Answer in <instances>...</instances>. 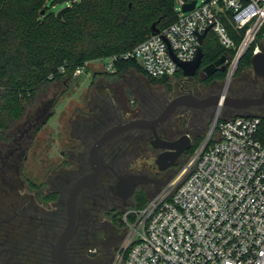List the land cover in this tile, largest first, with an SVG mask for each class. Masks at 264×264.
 Wrapping results in <instances>:
<instances>
[{
	"label": "built area",
	"instance_id": "2783aa9c",
	"mask_svg": "<svg viewBox=\"0 0 264 264\" xmlns=\"http://www.w3.org/2000/svg\"><path fill=\"white\" fill-rule=\"evenodd\" d=\"M174 2L176 21L169 27L131 51L93 62L113 73L117 63L134 61L149 78L172 79L181 71L174 57L193 61L207 29L233 68L259 37L253 56L264 52V0ZM226 24L244 32L240 45ZM93 62L73 76L87 73ZM123 223L127 236L114 264H264L263 117L217 118L177 174L143 208L128 209Z\"/></svg>",
	"mask_w": 264,
	"mask_h": 264
},
{
	"label": "flooded vegetation",
	"instance_id": "af4514ba",
	"mask_svg": "<svg viewBox=\"0 0 264 264\" xmlns=\"http://www.w3.org/2000/svg\"><path fill=\"white\" fill-rule=\"evenodd\" d=\"M227 65L228 60L212 76H207L203 72L204 67H201L192 78L185 77L182 71H179L168 82L160 85L167 97H164V101H158L160 104L154 116L119 121L106 129L102 128L96 136L91 127L82 133L76 129L74 135L71 136L73 142H79V138L83 142H92L86 151H80L73 146L59 151L58 157H50L48 151H37L35 145L39 131L49 119L48 105L42 104L38 114L33 118L26 111L24 119L14 124L5 134L6 139H0V250L11 249L14 252L11 260L9 259L12 254L9 252L0 255V264L16 263L18 250L16 246L10 244L9 239L15 231H22V234L29 238L35 234L36 236L42 235L46 241L47 235L51 231H59L58 237L61 235L67 225V204L72 189L82 177L93 171L90 163L91 149L95 141L108 129L136 119H157L171 106L174 100L179 98L191 96L199 100L212 99L216 95H202V91L205 90L206 84H217L221 81L218 76L227 70ZM253 88L256 86L254 85ZM263 91L257 96L254 90L252 96L247 98H259ZM259 107L261 106H252L242 110L227 107L229 109L228 116H252L253 114L248 113ZM213 108L215 106L205 108L178 106L174 114L157 127V133L161 138L173 141L184 135L183 133L171 135V129L174 126L172 122L176 115L180 113L183 118L189 111H195L199 112L203 119L204 116L210 114ZM132 133L135 135L126 137ZM121 137L126 138L128 147L122 151L113 149L112 146ZM153 140V130L135 129L118 136L102 147L100 155L107 168L103 170L97 183L85 187L79 194V224L67 245V252L71 259L80 264H114L116 254L127 236V230L123 223L124 213L130 209L127 202L136 192L143 195H149L151 192L156 193L171 178L166 177L167 174L179 164L186 163L187 159L185 161V158L188 157L190 150L182 153L175 165L167 170L160 171L155 165L151 171L145 170L140 173L128 171V165L132 164L133 159L136 158L131 153H136L134 149L137 145L149 143L152 148L151 152L157 153V155L161 153L160 150L152 147ZM130 147H134V149ZM37 163L40 164L42 173V180L39 183L35 180ZM129 175L147 176L155 183L136 186L134 194L130 198L124 199L117 193V185L121 182L122 177ZM21 190L24 191L23 200L18 199ZM117 209L119 211H116ZM96 231L100 232L101 241L98 243L92 242L91 239ZM56 242L51 250L52 264H55L53 249Z\"/></svg>",
	"mask_w": 264,
	"mask_h": 264
},
{
	"label": "trees",
	"instance_id": "16d2710c",
	"mask_svg": "<svg viewBox=\"0 0 264 264\" xmlns=\"http://www.w3.org/2000/svg\"><path fill=\"white\" fill-rule=\"evenodd\" d=\"M48 1L0 0L2 140L14 124L24 119L39 90L57 82L67 83L74 77L75 70L86 62L133 50L153 34V30L160 32L176 21L174 0H77L60 18L48 8ZM226 26L236 45H240L244 32L239 35L232 26ZM211 33L202 44V67L223 56L227 60V51ZM260 42L261 37L257 39V43ZM257 43H253L239 61L246 68L251 67ZM129 68L142 71L134 61L116 64L118 72ZM225 73L218 79L222 80ZM150 79L158 83L170 80ZM198 141L195 140L190 152L198 146Z\"/></svg>",
	"mask_w": 264,
	"mask_h": 264
},
{
	"label": "rangeland",
	"instance_id": "374dc122",
	"mask_svg": "<svg viewBox=\"0 0 264 264\" xmlns=\"http://www.w3.org/2000/svg\"><path fill=\"white\" fill-rule=\"evenodd\" d=\"M70 5L69 2L62 0L47 2L48 8L55 14ZM176 7L178 8L177 2ZM211 34L218 41L216 35ZM116 71L106 73L102 63L93 62L89 64L87 73L84 75L73 77L67 83H54L47 89L38 91L35 102L28 106L27 111L33 118L38 114L41 105L45 103L48 105L49 119L39 131L35 145L37 151H48L50 157H58L59 151L73 146L80 151H86L92 142H83L81 138L79 142H73L71 136L74 135L76 129L82 133L91 127L96 136L102 128L106 129L119 121L156 115L160 104L158 101H164V97H167L160 86L162 83L152 81L141 70L134 68ZM254 85L256 88H253ZM263 89L264 79L257 77L252 67L246 68L238 62L234 68L232 63H228L224 78L217 84H206L202 95L225 94L227 97H251L254 90L259 96ZM228 112L227 107H222L220 110L215 107L203 119L199 112L189 111L183 118L179 113L173 118L174 126L171 129V135L189 134L194 139L193 144L195 145V140L198 139V145H200L210 133L215 120L228 118ZM248 114L264 117V106L255 108ZM131 135L135 133L128 134L126 137H131ZM126 141V138L121 137L112 148L122 151L129 145ZM130 148L134 149V147ZM134 151L136 153L132 152L131 155L138 159H133L134 162L128 165V171L140 173L154 169L157 153L151 152L152 148L149 143L137 145ZM182 166L184 162L171 170L166 177L175 176ZM37 168L35 180L39 183L42 180L39 163H37ZM152 194L151 192L149 195H143L136 192L127 204L129 208H143L140 204L148 200ZM19 195L18 199L23 200L24 191L21 190ZM22 233V231H15L9 237L10 244L16 246L18 250L15 264H52L51 250L59 231H51L47 235V241L42 235L36 236L35 234L29 238ZM91 239L94 243L100 242V232H94Z\"/></svg>",
	"mask_w": 264,
	"mask_h": 264
},
{
	"label": "water",
	"instance_id": "95a60500",
	"mask_svg": "<svg viewBox=\"0 0 264 264\" xmlns=\"http://www.w3.org/2000/svg\"><path fill=\"white\" fill-rule=\"evenodd\" d=\"M195 3L184 6V11H190L194 8ZM67 9H62L57 16L60 18L62 13ZM209 29L202 35H199L200 48L198 50L196 58L187 63H183L177 60L174 55V59L180 70L185 77H194L199 69L202 67L204 53L202 51L203 41L208 33ZM157 30H153V34H157ZM226 62V57L223 56L221 59L203 68V72L207 76H212L218 68ZM251 67L254 74L257 77L264 79V52H261L252 57ZM264 105V91L259 98H247V97H227L224 95H216L212 99L199 100L195 97L179 98L171 103V106L157 119H136L125 124H119L108 129L99 139H97L90 152V163L93 171L82 177L77 184L73 187L67 204V225L61 235L58 237L56 245L53 249V256L55 264H80L69 256L67 252V245L74 236L78 224H79V213H78V197L80 192L87 186H91L97 183L101 177V174L105 168H107L101 158L100 151L102 147L117 138L118 136L135 129H151L153 130L154 140L151 145L154 149L161 151L156 156L155 165L160 171L167 170L173 167L178 157L185 151H189L192 148L194 139L189 134H184L181 137L168 141L163 139L157 133V127L160 126L167 118L172 116L175 109L178 106H187L191 108H205L209 106H215L220 110L222 107H230L237 110L246 109L252 106H263ZM155 183L147 176L140 175H129L121 178V182L117 185V193L124 199L130 198L134 192L135 187L140 184ZM11 253L9 260L13 258L14 252L11 249L0 250V255L4 253ZM8 264V263H7Z\"/></svg>",
	"mask_w": 264,
	"mask_h": 264
},
{
	"label": "crops",
	"instance_id": "0c3cea01",
	"mask_svg": "<svg viewBox=\"0 0 264 264\" xmlns=\"http://www.w3.org/2000/svg\"><path fill=\"white\" fill-rule=\"evenodd\" d=\"M228 118H231V117H228Z\"/></svg>",
	"mask_w": 264,
	"mask_h": 264
}]
</instances>
